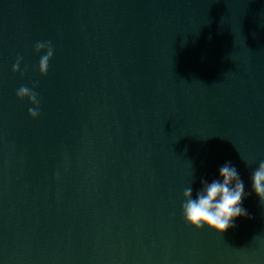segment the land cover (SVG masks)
Listing matches in <instances>:
<instances>
[{
  "label": "water",
  "instance_id": "95a60500",
  "mask_svg": "<svg viewBox=\"0 0 264 264\" xmlns=\"http://www.w3.org/2000/svg\"><path fill=\"white\" fill-rule=\"evenodd\" d=\"M261 160L264 0H0V264H264L254 193L223 233L181 214Z\"/></svg>",
  "mask_w": 264,
  "mask_h": 264
},
{
  "label": "clouds",
  "instance_id": "9594fccd",
  "mask_svg": "<svg viewBox=\"0 0 264 264\" xmlns=\"http://www.w3.org/2000/svg\"><path fill=\"white\" fill-rule=\"evenodd\" d=\"M34 51L39 55L37 70L41 76H44L48 72L49 61L54 54L53 46L50 41H38L34 45ZM21 60L22 57H17L12 67L13 72L20 71ZM36 86V83H33L31 88L22 85L15 93L18 99L26 98L32 105L28 108V115L33 119L40 115V100L34 90ZM249 179L250 191L246 190L245 182L236 166L231 161H226L218 167L215 177L211 179L201 177L199 188L194 189L190 185L184 189L181 203L183 220L197 230L206 227L223 233L229 228H234L238 218L250 219L243 201L254 193L264 205V160L259 161Z\"/></svg>",
  "mask_w": 264,
  "mask_h": 264
}]
</instances>
